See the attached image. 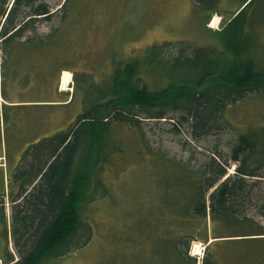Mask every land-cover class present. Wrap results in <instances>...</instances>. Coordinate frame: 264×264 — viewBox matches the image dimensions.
I'll return each mask as SVG.
<instances>
[{
	"label": "trees",
	"instance_id": "16d2710c",
	"mask_svg": "<svg viewBox=\"0 0 264 264\" xmlns=\"http://www.w3.org/2000/svg\"><path fill=\"white\" fill-rule=\"evenodd\" d=\"M69 1L53 10L44 0H0V99L5 101L0 105V153L4 152L7 125L18 119L13 116L15 110L46 102L30 100L34 104H15L16 101H11L8 80L29 87L30 80L44 72L41 83L48 85L50 91L58 90V85L53 84L63 69L54 70L53 57L43 60L48 64L44 67L30 64L27 68L26 63H39L46 52L41 51L43 46H54L48 39L57 28L45 35H37L36 31L41 23L68 18ZM204 1L198 3L204 5ZM207 1L216 13L218 0ZM243 12L244 9L230 20L225 30L234 28ZM245 26L246 22L241 23L239 32ZM247 47L245 42L238 41L231 43L227 52L215 48L189 51L190 48L171 45L165 59L167 47L157 46L148 49L151 56L143 62L138 59L117 62L110 83L87 87V95H92L105 86L93 105L79 113L66 130L44 137L25 150L12 171L17 193L13 197L10 227L19 259L15 261L8 250L7 258L3 259L5 264H49L48 261L65 257L90 243L93 228L83 216L92 185L89 190L87 186L113 148L107 137L114 122L137 127L142 119L170 118L180 131L176 117H171L172 113H178V120L188 124L193 139L201 140L224 129V111L229 105L254 93L264 94V68H261L264 64L250 55ZM9 61H13V69L6 66ZM142 63L150 71L153 67L162 68L171 83L151 90L139 76ZM231 162L236 164L232 174ZM184 167L190 172L180 178L191 180L178 185L179 193L185 192L188 183L194 192L187 199L179 197V193L170 197L166 214L158 215L159 221L167 226L150 228V233L154 232L165 247L160 250L159 264H198V258L189 254L191 244L197 240L208 249L201 264H216L210 252L215 241L208 244L210 238L224 242L241 237L234 231L245 222L253 223L248 218V208L264 218V129L240 133L228 158L216 154L199 168ZM2 206L0 219L7 227ZM229 229L234 231L227 232ZM248 235L264 237V227L252 229Z\"/></svg>",
	"mask_w": 264,
	"mask_h": 264
},
{
	"label": "rangeland",
	"instance_id": "374dc122",
	"mask_svg": "<svg viewBox=\"0 0 264 264\" xmlns=\"http://www.w3.org/2000/svg\"><path fill=\"white\" fill-rule=\"evenodd\" d=\"M44 1L57 10L66 0ZM244 1L218 0L215 13L207 0L204 5L198 0H70L68 18L62 21L59 17L38 26L37 35L49 34L57 28L48 39L54 46L48 47L45 43L47 46L41 51L46 52L39 63L27 62L26 67H31L30 64L44 67L48 64L43 60L53 57L55 71L69 69L74 73L70 87L72 97L63 106L38 103L17 109L13 116L18 119L6 127L7 139L4 152L0 153V198L5 195L0 204H4L7 227L0 219V264H5L3 259L7 258L8 250L15 256V261L19 259L10 227L14 205L10 193L13 192L11 186L16 185L12 171L20 155L42 138L66 130L79 113L91 107L105 86H100V90H95L92 95H87V87L110 83L117 62L126 63L129 59L143 62L151 56L148 54L150 48L166 46V59L171 45L190 48L189 51L215 48L227 52L230 44L238 41L245 42L247 52L264 64V0H249L246 4ZM243 9L234 28L225 30L230 20ZM216 15L220 16L221 22L218 28H213L210 24ZM243 22L246 26L239 32ZM144 65L141 64L139 76L151 90H159L171 83L170 78L164 77L162 68L153 67L151 72ZM6 66L15 67L13 61L7 62ZM1 70L0 65V76ZM44 75L41 72L38 78L33 77L29 87L9 79L11 101L65 98L67 95L58 96L57 92L48 90V85L41 83ZM53 85L60 88L59 78ZM2 100L0 105L5 102ZM172 115L176 117L180 131L170 118L142 119L137 127L126 123L112 124L107 142L113 151H109L108 159L98 166L87 186L88 189L92 185L83 216L93 228L92 239L87 246L48 261L49 264H159L162 261L160 250L165 247L154 232L150 233V228L167 226L164 221H159L158 215L165 213L170 197L179 193L178 185L191 180L190 177L187 180L180 178L190 172L183 167L199 168L216 154L228 158L240 133L264 129V94L254 93L229 105L224 111V129L201 140L193 139L188 124L180 123V114ZM235 167L236 164L231 162L230 174ZM184 191L178 195L187 199L194 189L188 183ZM247 215L253 223L245 222L236 231L227 230L241 237L224 242L209 239V242L215 241L211 242L210 252L216 264H264V237L248 235L252 229L264 227V218L251 208ZM206 246L198 240L191 244L189 254L198 258V264L206 255Z\"/></svg>",
	"mask_w": 264,
	"mask_h": 264
},
{
	"label": "crops",
	"instance_id": "0c3cea01",
	"mask_svg": "<svg viewBox=\"0 0 264 264\" xmlns=\"http://www.w3.org/2000/svg\"><path fill=\"white\" fill-rule=\"evenodd\" d=\"M66 71L67 72H70L72 74V76H74V73L71 70H69V69H63L62 72H61V75H62L63 72H66ZM61 75L59 76V80L61 78ZM73 79L74 78H72V82H73ZM71 90H72L71 88H70L69 91L68 90L66 91V90H63L61 88H58V90L55 91V92H57L56 95H58V96H60V95H67V96H65V98H63L62 100H57V99H55V100H46V102H44V103H47V104H55V105L59 104V105H62V106L65 105V104H68V102L70 101V99L72 97ZM72 102H73V98H72L70 104ZM15 104H17V105L18 104H21V105H24V104L25 105H30V104H34V102H32L30 100H26L25 102L16 101Z\"/></svg>",
	"mask_w": 264,
	"mask_h": 264
},
{
	"label": "bare ground",
	"instance_id": "6f19581e",
	"mask_svg": "<svg viewBox=\"0 0 264 264\" xmlns=\"http://www.w3.org/2000/svg\"><path fill=\"white\" fill-rule=\"evenodd\" d=\"M221 22L220 16H214L212 19V22L210 26L213 28H218L219 23ZM0 65H1V57H0ZM72 74L70 72H63L60 78V88L63 90H70L71 84H72Z\"/></svg>",
	"mask_w": 264,
	"mask_h": 264
},
{
	"label": "flooded vegetation",
	"instance_id": "af4514ba",
	"mask_svg": "<svg viewBox=\"0 0 264 264\" xmlns=\"http://www.w3.org/2000/svg\"><path fill=\"white\" fill-rule=\"evenodd\" d=\"M14 173V172H13ZM13 173H12V175H13ZM12 187V190H13V192L12 193H10L13 197L15 196V194L17 193V185H13V186H11ZM10 187V188H11ZM5 195V194H4ZM4 195H2V197L0 198V199H3V197H4ZM1 205V204H0ZM4 205V204H3Z\"/></svg>",
	"mask_w": 264,
	"mask_h": 264
},
{
	"label": "water",
	"instance_id": "95a60500",
	"mask_svg": "<svg viewBox=\"0 0 264 264\" xmlns=\"http://www.w3.org/2000/svg\"><path fill=\"white\" fill-rule=\"evenodd\" d=\"M212 241L210 240V242L209 243H211Z\"/></svg>",
	"mask_w": 264,
	"mask_h": 264
}]
</instances>
